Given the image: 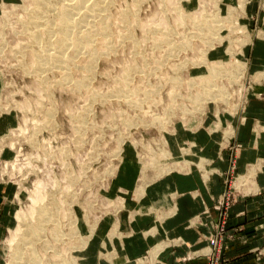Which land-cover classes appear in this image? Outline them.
<instances>
[{"label":"rangeland","instance_id":"374dc122","mask_svg":"<svg viewBox=\"0 0 264 264\" xmlns=\"http://www.w3.org/2000/svg\"><path fill=\"white\" fill-rule=\"evenodd\" d=\"M94 1L104 6L102 16L107 14L106 21L110 20L108 37L97 29L102 17L96 20L100 21L96 46L89 50L96 57L94 52L88 53L89 58L78 54V60L66 65L69 69L44 71L28 52L31 41L22 32L32 0H0V226L5 227L0 233V264L11 260L15 234L31 237L32 228L42 223L49 225L38 230L40 235L51 239L68 259L51 256L53 251L47 248L45 260L65 264L74 256L81 264L86 254L80 245L92 226L104 233L119 216L131 224L132 190L124 194L123 203V194L114 185L120 176L133 182L135 172L129 170L135 167L138 182L133 197L138 199L145 195L150 180L168 171L197 169L203 182L212 173L218 175L224 187L212 199L216 216L207 234V248L198 247L183 258L200 254L207 259L200 264H225L223 251L243 231V222L236 218H245V214L231 213L232 205L245 199L264 200L256 183L264 169V154L240 165L243 140L236 136L234 124H222L229 114L235 116L231 118L238 127L246 119V109L264 124V56L253 50L263 65L251 69L243 52L257 35L264 38V19L258 24L253 21L264 13V0L256 2L250 29L238 21V12L243 13L245 4L253 0ZM56 36L53 41L61 38ZM72 49L64 53L73 54ZM249 95L254 98L247 105ZM210 104L215 115L208 112ZM248 120L245 128L250 129L253 123ZM262 124H256L257 132L264 128ZM196 129L218 130L219 139L209 142L205 136L196 143L188 137V131ZM174 132L178 151L173 150L170 137ZM209 209L204 206L201 212L209 214ZM146 210L139 212L146 215ZM46 211L59 218L60 229L54 221L47 223L48 217L42 218ZM259 218L264 220V213L250 216L249 221ZM51 223L64 233L69 232L70 223L74 233L54 241L48 230L54 232ZM94 238L91 249L89 245L85 250L91 252L87 263L92 264L99 248ZM183 241L169 237L158 246ZM23 245L20 240L18 248ZM21 252L16 264L30 258L26 250ZM157 252L150 249L129 264H153L159 260Z\"/></svg>","mask_w":264,"mask_h":264},{"label":"crops","instance_id":"0c3cea01","mask_svg":"<svg viewBox=\"0 0 264 264\" xmlns=\"http://www.w3.org/2000/svg\"><path fill=\"white\" fill-rule=\"evenodd\" d=\"M256 2L258 3V0L248 2L245 4L246 6L242 11L243 13L238 12V21L244 22L248 29H250L249 25L252 24L253 21L258 24L264 19V13L258 14V17L253 19V21L252 18H250L251 15H253L252 13L255 6H257ZM226 3L228 2L226 1ZM243 27L244 26H241V29H243ZM255 49L256 52H261V56H264V38H260L259 35L254 38L251 44L246 45L244 50L242 49L245 57L249 60L251 69L263 65L259 60L261 57H257L256 54L253 56V50ZM253 59L255 63L258 61V64H255ZM263 59L264 58H261V60ZM252 60L253 64L251 66ZM252 98H254V96L249 95L247 105H249V101ZM210 110H212V115H215V107L212 105L210 107L208 106V112H210ZM247 113L246 109V119L244 123H241L238 127L236 122L231 118L235 116L225 114L224 121L220 116L221 122L223 121L222 124L226 121H230L235 125L237 128L236 136L238 139L243 140V147L240 152V165H242V163H249L252 159L254 160L258 156L264 154V128H259L258 132L256 129V124H262V121H260L257 116H249ZM248 119H251L253 123L250 129L245 128L246 125L249 127L247 123ZM206 123H208V121ZM247 130H249V133H247L246 138H244L243 134ZM188 132V137L196 143L201 141L205 136L208 138L209 142L210 139L215 141L219 139L218 137L220 135V131L218 130L210 133L208 131H206V133L205 130L199 129ZM172 134L173 135H170V137L174 139L175 132ZM175 139L173 150L178 151V143ZM200 146L204 148V145ZM259 165L260 163L257 167ZM129 171L131 173L135 172L133 182L129 181L126 176H120L119 181L114 187H116L115 191H117V193L121 192L123 195L126 194L128 190H132L131 194L133 199H131L133 203L135 202V207L132 210L136 212L132 214V210L129 211L130 216L133 217L131 224L128 225L127 221L119 216L115 218L104 233L103 230L96 232V227L94 234L97 236L94 238L95 235L93 234L88 244L80 250L82 254H86V257L81 260V264H92V262L87 263V258L91 252L85 253L89 245L91 249L93 243L91 242L90 244V241L92 238L99 243V248L96 250V258L93 264H108L109 261L110 264H114L115 261H118L119 264H129L131 261L137 259V256L145 254V252L150 249L152 251L156 249L159 252V260L153 264H200L206 261L207 259L205 256L200 254L189 259L188 257L185 259L183 257L184 255L188 256L190 252L197 251L198 247L202 249L207 248V234L211 231L212 221L216 216L215 210L211 208L212 199L224 187L218 175H213L212 173L209 180L203 182L197 169L192 170L190 168L188 171L179 169L168 171L166 172L167 174L150 180L146 185L145 195L138 199L133 197L135 184L138 182V171L136 167ZM121 172H126V166ZM256 183H258V186L260 185L262 195V193H264V169L258 172ZM143 186L144 185H140L138 188ZM123 195L121 197V202L124 203L126 198L125 195ZM261 195H258L257 198ZM248 200L249 199L240 200L232 205L231 213L237 212L238 214H245V218L241 216L236 218L238 221L243 222V224H241L243 231L237 232L233 240L229 242V246L223 251L225 255V264H264V220L259 218L249 221L250 216H259L261 213H264V200H254V198L253 201ZM174 205L176 207L172 208ZM204 206L210 207L209 214H203L201 212ZM143 208L147 209V212L143 211V213H147V222L144 220V216L146 215L139 212V210ZM158 210L163 212L162 215L156 214ZM149 212L152 213L150 214ZM197 213H199V216L196 217ZM190 220H192L194 225H191ZM114 224H116V226H114ZM4 228L5 227L0 226V233ZM144 230L149 231L145 232ZM169 237H181L184 241L179 244L167 243V246H158L168 240ZM152 246H154L153 249L151 248ZM144 264L149 263L145 262Z\"/></svg>","mask_w":264,"mask_h":264},{"label":"bare ground","instance_id":"6f19581e","mask_svg":"<svg viewBox=\"0 0 264 264\" xmlns=\"http://www.w3.org/2000/svg\"><path fill=\"white\" fill-rule=\"evenodd\" d=\"M110 1L111 0H109V2ZM100 3L102 4L101 0ZM103 7H104L103 5L97 6V1L94 0H32L31 5L26 7L29 12L26 21L23 22L22 26L24 27V31L22 32L28 35L29 38L28 42L31 41L30 42L31 44H29L30 50L28 52L34 54V56L36 57L34 59L37 61L39 67L41 69L43 68L44 71L50 70L53 67L61 68V69L64 68L69 69L66 65L69 66V64H72L73 62L78 60L77 59V56H79L78 54L80 55L83 54L84 56L85 55L87 56L88 53L90 52L93 53L94 51L89 52V50L91 49L95 50L96 45H94L95 44L94 42L97 36L96 24L100 23V21L97 23L96 21L97 18L102 17V19H99L101 20V24H100L101 27L97 28V29H101L100 30L101 33L99 34L102 36L104 34H107V37L108 34H110L107 32L109 30L108 25L110 20L107 19L108 22L106 21L107 18L106 13H105L106 16L104 15L102 16V14H104L105 12L103 10L104 9ZM58 34L59 37L61 38L60 39L58 38L60 40L59 42L57 41L58 39H55V41L57 42V44H55L56 42L53 41V39L54 37H57L56 35ZM99 40H101V37L100 39L98 38V41ZM98 41L97 43H99ZM104 42L105 41H103V43ZM68 49H72L71 51H73L74 53L66 55L67 52L64 53V51ZM94 54H96V52L93 53V56ZM89 57L90 56L88 54L87 58ZM65 71L66 70H64V72ZM259 73H261V71ZM210 89H214V88L212 87ZM212 97L214 98V96ZM42 214L45 215V217H42L43 219L48 217L47 223L48 221H52V222L54 221L55 222L54 226H57L60 229L62 223L60 222L59 218L57 219L53 217L54 215L53 212L46 211ZM48 225L49 224L45 226ZM44 227L42 223L40 225L38 224L35 228H32L34 235L28 238H23L21 236L23 233L20 236L18 234H15V236L12 237L11 244H12L13 252L11 251L12 252L11 260H9L8 264L17 263L16 258H21V256H23V253L21 252L22 249L26 250L27 253H30L29 254L30 258L27 259L28 257L26 256V259L21 260L18 264H51L50 263L51 261L49 262V260H47L48 257L45 260V257L47 256L46 254H48L47 253L48 250L51 249L53 251V252L51 251L53 253L50 254L51 256L54 255V257H56L57 259H65V260L67 259L65 251H62V253H60L61 251L59 252L57 250V248L53 244V241L52 243L50 242L51 239H48V237H46V235L44 234L42 235V233L40 235V231L38 230L40 229L42 232V230L43 231L45 230ZM53 229H54V232L52 231L53 233H51V229L48 230H50L49 232L53 237L54 241L60 239L62 240L64 239L65 236H69L71 233H74L73 230L74 228L72 226L70 227V223L68 226V230H69L68 233L67 232L64 233L63 230L56 231L55 227ZM94 232H95L94 226H92L91 233L90 235H88L89 237L85 238V240L83 241V245L80 246L85 247L88 244L89 239L93 236ZM20 240H23L24 245L18 248ZM35 241L39 242V245L41 246V248L39 247V249H41L39 251L41 253L37 252L38 248L35 244L36 243ZM61 248H63L62 250H64V246ZM77 260L78 259L76 257L72 256V260L70 259V261H68L65 264H78Z\"/></svg>","mask_w":264,"mask_h":264},{"label":"built area","instance_id":"2783aa9c","mask_svg":"<svg viewBox=\"0 0 264 264\" xmlns=\"http://www.w3.org/2000/svg\"><path fill=\"white\" fill-rule=\"evenodd\" d=\"M210 242H211V244L213 245V244H215L216 243V240H215V238L213 237V238H211L210 239Z\"/></svg>","mask_w":264,"mask_h":264}]
</instances>
